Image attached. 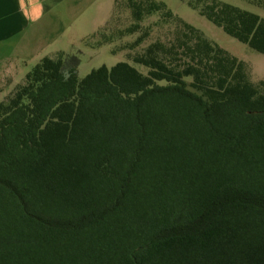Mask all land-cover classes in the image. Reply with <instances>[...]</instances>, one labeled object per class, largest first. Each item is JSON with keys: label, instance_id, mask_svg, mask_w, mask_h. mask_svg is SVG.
<instances>
[{"label": "trees", "instance_id": "trees-1", "mask_svg": "<svg viewBox=\"0 0 264 264\" xmlns=\"http://www.w3.org/2000/svg\"><path fill=\"white\" fill-rule=\"evenodd\" d=\"M187 4L264 55V18ZM113 7L90 57L124 61L58 52L0 99V264H264V79L161 2Z\"/></svg>", "mask_w": 264, "mask_h": 264}, {"label": "rangeland", "instance_id": "rangeland-1", "mask_svg": "<svg viewBox=\"0 0 264 264\" xmlns=\"http://www.w3.org/2000/svg\"><path fill=\"white\" fill-rule=\"evenodd\" d=\"M155 1L163 3L167 10L200 30L227 53L244 61L253 81L264 79V55L229 37L221 28L208 22L188 6L189 0ZM218 1L264 18V8L247 0ZM19 3H13L11 31L8 32L7 29L5 36L0 40V99H4V94L20 84L28 71L39 63L42 57H53L58 52L78 55L79 77L98 67L110 68L124 61L125 51L110 53L114 46L109 45L102 46L101 48L105 50L97 52L98 56L90 57L92 51H99L98 48H91L93 36L100 31L111 10L113 11L114 0H21ZM16 6H21L20 10L16 11ZM125 16L126 19H122L123 22L119 24L121 28L131 22L127 17L128 13H125ZM112 23L111 20L105 28L113 25ZM172 28L165 25L153 26L142 46L153 41L155 37L168 39L166 30ZM132 66L141 74L147 73L144 66L136 64Z\"/></svg>", "mask_w": 264, "mask_h": 264}, {"label": "crops", "instance_id": "crops-1", "mask_svg": "<svg viewBox=\"0 0 264 264\" xmlns=\"http://www.w3.org/2000/svg\"><path fill=\"white\" fill-rule=\"evenodd\" d=\"M0 0V40L2 36H5L6 30L8 29V32L11 31V15L13 14L12 8L13 3L21 2V0ZM23 2V1H22ZM21 6H16V11L20 10ZM22 12V9L20 13Z\"/></svg>", "mask_w": 264, "mask_h": 264}]
</instances>
